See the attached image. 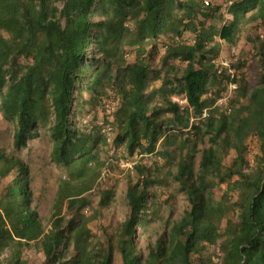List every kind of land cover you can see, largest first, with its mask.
Returning <instances> with one entry per match:
<instances>
[{
  "label": "trees",
  "instance_id": "16d2710c",
  "mask_svg": "<svg viewBox=\"0 0 264 264\" xmlns=\"http://www.w3.org/2000/svg\"><path fill=\"white\" fill-rule=\"evenodd\" d=\"M263 16L264 0H223L222 12L203 0H0V45L13 47L0 48V110L14 121L13 149L42 125L65 171L44 222L32 203L28 164L0 147V264H27L31 247L45 264H264V37H256L257 85L248 91L243 76L233 78L245 102L221 110L218 93L210 92L228 78L213 61L215 36L234 43L237 24ZM90 67L102 87L89 76V96L75 102L96 120L108 97L102 94L114 95L112 146L176 162L186 208L144 248L134 238L137 228L158 219L164 202L148 189L159 181L155 161L129 170L137 177L128 180L129 209L114 230L99 225L96 235L89 222L99 213L81 211L87 201L80 195L109 159L101 125H84V132L72 119L73 93ZM179 94L184 107L172 100ZM248 135L258 140L253 163L245 155ZM230 149L235 155L227 159ZM214 183H225L218 199ZM217 243L218 263L205 253Z\"/></svg>",
  "mask_w": 264,
  "mask_h": 264
},
{
  "label": "rangeland",
  "instance_id": "374dc122",
  "mask_svg": "<svg viewBox=\"0 0 264 264\" xmlns=\"http://www.w3.org/2000/svg\"><path fill=\"white\" fill-rule=\"evenodd\" d=\"M217 1L218 0H211L213 4ZM250 13L251 11H248L245 14L246 17H248ZM249 23L251 24L250 28H239L233 45L229 48H224L219 58H214L218 66H223L220 62L226 60L228 65L223 67L226 68V71L228 67L231 68L235 77L238 76V78H240L243 76L244 81L241 82V84L245 83L248 91L256 86L260 79L261 67L256 54L255 45H257L256 37H264V16L252 20ZM191 37L192 34L190 32L183 33L185 41H190ZM0 48L10 51L13 49L9 43H2ZM231 48H233V52ZM153 61V66L158 64V55H155ZM170 63L178 66V68L184 65V63L178 60H171ZM89 76L91 77L92 83H95L98 87H102L99 82V73L94 70L93 67H90L88 72L83 76L81 87L78 91H74L73 93L74 102L77 101L76 99L78 98L82 100L89 96L88 90L84 87ZM229 79L230 76L228 75V78H226V80L224 79L221 84L222 87L218 88L213 86L210 89L211 93H218L215 104L219 105L221 110L226 109L230 103L231 107L236 103V105L239 106L240 103H244L246 99L241 98V89L238 85L231 91L227 90ZM7 84L8 82L4 84L2 88L3 91L6 89ZM107 92L102 95H108L105 99L106 103H109V106H111V112L112 108L116 106V99L112 93ZM223 96L226 98L223 99ZM231 100H233V102H231ZM100 107L102 106H99L96 110V120H93L92 114L80 110L79 103L75 102L73 108L75 114L72 117L73 122L84 132L88 130L84 126L86 125V121L89 122L87 127L102 119L106 120L108 123H112L111 113L105 111V106L102 108ZM98 109L101 110L99 111ZM14 126L13 119L5 118L0 110V147L8 151H14L15 154L28 164L30 168L29 187L32 191V203L36 205L39 215L44 219V222H46L52 212V203L56 196L59 179L65 175V171L53 158L52 140L47 128L39 125L37 136L28 139L26 146L20 149H13L12 133ZM114 133L112 127L110 136L113 137ZM244 142L246 144L245 155L249 159V162L253 163V156L258 152V140L256 137L248 135ZM113 147L114 150L112 151L111 146L105 145L107 149L106 157L109 159L104 162V166L101 168L102 172L94 180L91 188L80 195L84 201H87V206L81 211L85 214H92L95 211L99 213L89 222L90 228L96 235L102 236V230L99 228V225L104 226L106 230H114L119 225V222L124 219L129 209L126 198L128 180H134L137 177L133 172L129 171L132 167L128 164L130 162L136 163L141 160L148 166L155 161L158 163L160 169H153V171L156 170L159 181H155L148 189L156 195L157 201L164 202L160 207L158 219L149 221L143 228H137V236L134 238L138 245L144 248L148 240L152 241L156 237V234L160 233L163 228H169L173 222L178 220L186 208L187 201L185 193L180 189L179 183L173 176L176 171V162L167 164L162 159L154 157L152 154H145L141 159L139 155H129L124 151L122 145H113ZM104 154L105 152H102V149H100L99 156L104 158ZM234 155V150L230 149L227 159H230ZM199 160L200 155L197 154L195 163L196 169ZM224 187L225 183H214L210 187V190L213 196L218 199ZM205 253L208 254L214 262L218 263L220 261L221 252L218 243L208 245L205 249ZM2 255H4V253ZM25 256L28 259L27 264H45L42 253L36 247L28 249L25 252Z\"/></svg>",
  "mask_w": 264,
  "mask_h": 264
},
{
  "label": "built area",
  "instance_id": "2783aa9c",
  "mask_svg": "<svg viewBox=\"0 0 264 264\" xmlns=\"http://www.w3.org/2000/svg\"><path fill=\"white\" fill-rule=\"evenodd\" d=\"M225 1H226V3H228L230 0H228V1L225 0ZM211 3H212L211 0H203V4L205 6L211 5ZM231 51L233 52V48H231ZM220 63H221V65H223L225 67L228 65L226 60H222ZM227 72H228V75L230 76V79H229V81L227 83V90L231 91V90H233V89H235L237 87V84L233 81V78L235 77V74L233 73L232 69L229 68V67L227 68ZM224 98H226V97L223 96V99ZM172 100L175 101L180 107H184V106L187 105L186 98H185V96L183 94L174 95L172 97ZM104 106H105V111L106 112H110V107L111 106H109V103H105ZM97 124L101 125L102 131L106 133L107 141H108L109 145L112 147L111 150L113 151L114 147L112 146V137L110 136V130H111L110 123H108V122L105 123L103 121V119H102V120L97 121ZM88 125H89V122L86 121V126H88ZM133 164L134 163L130 162L128 165L132 167Z\"/></svg>",
  "mask_w": 264,
  "mask_h": 264
},
{
  "label": "crops",
  "instance_id": "0c3cea01",
  "mask_svg": "<svg viewBox=\"0 0 264 264\" xmlns=\"http://www.w3.org/2000/svg\"><path fill=\"white\" fill-rule=\"evenodd\" d=\"M213 4V3H212ZM213 5H218L220 7V11H223V0H218L216 3H214ZM209 8H207L206 10H208ZM217 25L220 26V24L217 22ZM251 26V24L249 22L246 23H239L237 24V30H236V36H237V31L239 28H244V29H249ZM233 43H228L218 37L215 36V46L218 48V53L216 58H219L221 56V52L224 50V48H229L230 46H232Z\"/></svg>",
  "mask_w": 264,
  "mask_h": 264
}]
</instances>
